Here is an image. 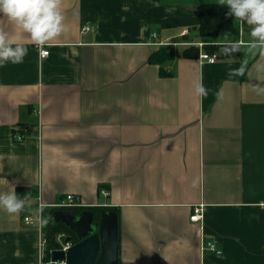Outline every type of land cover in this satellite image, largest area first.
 I'll use <instances>...</instances> for the list:
<instances>
[{
	"label": "crops",
	"instance_id": "obj_1",
	"mask_svg": "<svg viewBox=\"0 0 264 264\" xmlns=\"http://www.w3.org/2000/svg\"><path fill=\"white\" fill-rule=\"evenodd\" d=\"M204 3L220 0H60L66 31L46 57L23 34V61L0 66V193L28 203L0 207V264H48L80 240L54 212L95 222L96 207L117 214V264H264V55L236 19L241 51H205L223 35H198ZM0 29L19 32L5 15ZM161 46L173 59L149 60ZM67 194L80 206H53ZM48 211L67 228L46 261Z\"/></svg>",
	"mask_w": 264,
	"mask_h": 264
},
{
	"label": "clouds",
	"instance_id": "obj_2",
	"mask_svg": "<svg viewBox=\"0 0 264 264\" xmlns=\"http://www.w3.org/2000/svg\"><path fill=\"white\" fill-rule=\"evenodd\" d=\"M228 8L226 15L234 17L241 28L250 26V49H260L264 55V0H220ZM0 15H5L14 22L19 32L10 34L0 29V66L7 63H21L28 54L23 42L27 33L31 43L38 48L59 37L66 31L65 17L60 8V0H0ZM220 51L231 56L241 51L242 42L230 33H224L219 42ZM194 92L199 96L207 94L202 79L194 83ZM28 203L26 197L15 191L0 193V207L8 213H19ZM45 205L40 203L38 211Z\"/></svg>",
	"mask_w": 264,
	"mask_h": 264
},
{
	"label": "water",
	"instance_id": "obj_3",
	"mask_svg": "<svg viewBox=\"0 0 264 264\" xmlns=\"http://www.w3.org/2000/svg\"><path fill=\"white\" fill-rule=\"evenodd\" d=\"M54 219L66 223L80 239L67 251L55 250L51 259L66 264H117L118 225L114 211L102 212L98 225L93 212L84 210L77 215L54 212Z\"/></svg>",
	"mask_w": 264,
	"mask_h": 264
},
{
	"label": "trees",
	"instance_id": "obj_4",
	"mask_svg": "<svg viewBox=\"0 0 264 264\" xmlns=\"http://www.w3.org/2000/svg\"><path fill=\"white\" fill-rule=\"evenodd\" d=\"M199 12H200V22L197 25V31L198 35L200 36H221L224 35V33H233L234 27H235V18L232 16L226 15L228 12V8L226 5L221 3H210V4H201L199 6ZM204 49L207 52H215L219 56L226 58L229 56H225L221 53L219 44H208L204 45ZM198 47L196 46H189L188 48H185L183 50V54L185 56H195L197 55ZM237 53V52H236ZM234 53L233 55H235ZM231 55V56H233ZM174 53L169 46H161L157 51L151 54L150 59L153 62L163 64L171 61L173 59ZM27 189H20L19 195L22 194V192ZM95 210V222L99 218V213L106 210L105 207L103 208H93ZM52 211V210H51ZM74 212L80 211V209H77L75 207L73 209ZM49 212V211H48ZM50 212L47 213V219L45 218L46 226L44 228V234L47 238V244H46V255L44 256V259L46 261L49 260V251L50 249H53L56 247V242L54 239V234L58 231H62L66 229L67 227L64 226L62 223H56L52 219H50ZM77 240V239H76Z\"/></svg>",
	"mask_w": 264,
	"mask_h": 264
},
{
	"label": "built area",
	"instance_id": "obj_5",
	"mask_svg": "<svg viewBox=\"0 0 264 264\" xmlns=\"http://www.w3.org/2000/svg\"><path fill=\"white\" fill-rule=\"evenodd\" d=\"M89 28H91L89 25H85L82 30H88ZM199 45H202V43H199ZM38 48V47H37ZM39 56L40 57H46L49 54V50L47 48L43 47H39ZM201 57L204 59L209 60L210 62H213L216 60V55L215 54H208L206 52H204L203 54H201ZM15 138H17L18 140L22 139L21 134L19 133H15L14 136ZM40 205V204H39ZM54 207H67V206H80V198L79 196H75L73 194H67L64 198H62L61 200H59L58 202L53 204ZM202 217V213H201V207H196L194 209L193 214L190 216L191 220L197 221L199 219H201ZM42 221L41 215L39 214L37 216L36 219L32 218L31 216H25L24 217V222L25 224H37V226L40 228V223ZM59 238L65 239L64 235L61 234L59 236ZM205 245L210 249L211 252H215L216 254H220L221 251L219 249H217L215 243H213L212 241H207L205 242ZM72 246V243L70 241H65L63 242L62 245V250L66 251L67 249H69ZM41 264H45L44 262ZM48 264H66L63 261H49Z\"/></svg>",
	"mask_w": 264,
	"mask_h": 264
},
{
	"label": "rangeland",
	"instance_id": "obj_6",
	"mask_svg": "<svg viewBox=\"0 0 264 264\" xmlns=\"http://www.w3.org/2000/svg\"><path fill=\"white\" fill-rule=\"evenodd\" d=\"M27 211H29L33 217H35L36 214H37V210L34 208L33 205H30V206L27 208ZM42 250H43V248H42Z\"/></svg>",
	"mask_w": 264,
	"mask_h": 264
}]
</instances>
